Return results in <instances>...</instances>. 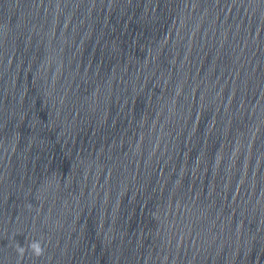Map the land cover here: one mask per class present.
<instances>
[{"label": "clouds", "instance_id": "obj_1", "mask_svg": "<svg viewBox=\"0 0 264 264\" xmlns=\"http://www.w3.org/2000/svg\"><path fill=\"white\" fill-rule=\"evenodd\" d=\"M27 250H30L32 255L37 258L43 256L45 251L44 247L42 246L39 240L31 241L27 246ZM16 252L22 258L25 255L26 248L17 244Z\"/></svg>", "mask_w": 264, "mask_h": 264}]
</instances>
